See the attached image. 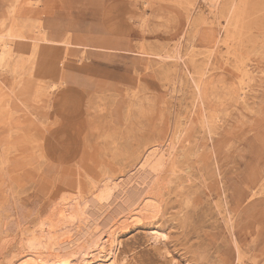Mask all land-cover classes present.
<instances>
[{"label": "rangeland", "instance_id": "obj_1", "mask_svg": "<svg viewBox=\"0 0 264 264\" xmlns=\"http://www.w3.org/2000/svg\"><path fill=\"white\" fill-rule=\"evenodd\" d=\"M3 44L0 264H264V0H0Z\"/></svg>", "mask_w": 264, "mask_h": 264}, {"label": "bare ground", "instance_id": "obj_2", "mask_svg": "<svg viewBox=\"0 0 264 264\" xmlns=\"http://www.w3.org/2000/svg\"><path fill=\"white\" fill-rule=\"evenodd\" d=\"M217 1V0H215ZM175 3V2H174ZM211 3V2H210ZM214 3V2H213ZM211 3V4H213ZM234 6V5H233ZM235 10V9H234ZM233 9H231V16L234 17L235 14H233L234 12ZM216 11V10H215ZM187 18V17H186ZM236 20V19H235ZM235 28V27H234ZM233 29V28H232ZM236 34V33H234ZM187 37V35H186ZM233 38V37H232ZM13 39L15 41H24L26 39V36H24L21 31H17V33L13 36ZM230 40V39H229ZM228 40V42H229ZM233 41V40H232ZM231 41V42H232ZM229 46V45H228ZM260 50V48H259ZM258 54V53H257ZM13 55V51L11 49V46L8 44H3L0 45V61H2L5 57H11ZM247 59V58H246ZM12 60V59H11ZM157 64V63H156ZM168 71V70H167ZM5 72V70H4ZM191 75V73H190ZM191 79L194 82V86H195V90H196V94L198 96V98L200 99V103H204L203 100L207 99L206 97V92H205V88L202 85V83L200 82V80L198 78L195 79L194 75H191ZM191 83V82H190ZM193 84V83H192ZM193 86V87H194ZM240 87V86H239ZM58 90V89H57ZM4 92V91H3ZM2 92V93H3ZM10 103V102H9ZM24 109V108H23ZM25 110V109H24ZM96 110V109H95ZM126 112V111H125ZM125 121V120H124ZM209 122V121H208ZM218 122V120H217ZM201 128V126H200ZM202 131V129H200ZM205 131V130H204ZM200 132V131H199ZM209 132V131H208ZM205 133V132H204ZM195 134V133H194ZM114 135V134H113ZM204 136V135H203ZM200 148V147H199ZM195 153V152H194ZM114 154V153H113ZM191 154L193 155V153L191 152ZM190 154V155H191ZM106 155V154H105ZM190 157V156H189ZM106 159V158H105ZM150 159V155H148L146 157V161H148ZM106 161V160H105ZM104 161V162H105ZM190 161V160H189ZM150 162V161H149ZM106 163V162H105ZM104 163V164H105ZM107 165V164H106ZM162 165V159L159 160L157 162V164L155 165L156 168H159ZM109 166V164H108ZM216 166V165H215ZM153 167V165H152ZM86 168V167H85ZM145 168V167H144ZM161 169V168H160ZM155 171V170H154ZM157 172V171H156ZM127 173V171H126ZM183 173V172H182ZM194 173V172H193ZM200 175V174H199ZM184 176V175H183ZM223 176V175H222ZM177 178V177H176ZM175 180V179H174ZM217 181V180H216ZM189 182V181H188ZM214 182V181H213ZM121 184V183H120ZM175 184V183H174ZM78 185V184H77ZM262 189V188H261ZM110 191L112 189H109ZM183 191V190H182ZM167 192V191H166ZM169 193V192H168ZM166 194V193H165ZM264 194V193H263ZM170 196V195H169ZM130 201V200H129ZM144 201V200H143ZM212 201V200H211ZM225 204V203H224ZM196 207V206H195ZM129 208V206H128ZM169 208V207H168ZM172 209V208H171ZM127 211V210H126ZM136 211V210H135ZM64 213V211H61ZM164 212V211H163ZM199 212V210H198ZM218 213V212H217ZM62 214V213H60ZM66 214V213H65ZM219 214V213H218ZM63 215V214H62ZM65 216V215H64ZM151 216V215H150ZM133 217V216H132ZM152 217V216H151ZM196 217V215H195ZM162 218V217H161ZM176 220V219H175ZM45 227L48 228V230L52 229V225L49 223H44L43 224ZM189 225V224H188ZM5 227V226H4ZM191 227V226H190ZM209 228V227H208ZM202 233V231H201ZM144 235V234H143ZM151 235L152 238L157 240V239H164L166 237V235L159 231V230H151ZM56 236V235H55ZM136 236V235H135ZM195 236V235H194ZM71 237V236H70ZM69 239V238H68ZM33 240V239H32ZM71 243V242H70ZM115 243V238H114V234H105V237L103 236H99L97 242L93 245V249H91L88 252L85 253H81L80 257L82 258V264H116L117 263V247H118V243L116 244V248H113V244ZM153 244V243H152ZM161 244V243H160ZM64 245V244H63ZM34 246H38L40 247L41 244L37 243L36 245L34 244ZM127 250V249H126ZM48 251V250H47ZM119 251V250H118ZM215 251V250H214ZM260 251V250H259ZM258 251V252H259ZM256 256V254L254 255ZM29 257V256H28ZM126 257V256H125ZM215 258V257H214ZM237 258V257H236ZM25 259V258H24ZM22 260V259H21ZM32 262H38V261H42V259L39 256L36 257H30V259ZM14 261V260H13ZM57 263V262H56ZM17 264V263H16Z\"/></svg>", "mask_w": 264, "mask_h": 264}]
</instances>
